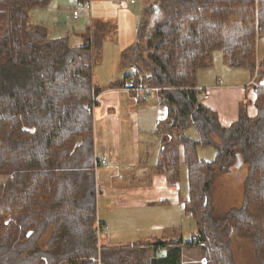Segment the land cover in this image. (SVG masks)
Instances as JSON below:
<instances>
[{"label": "trees", "instance_id": "obj_1", "mask_svg": "<svg viewBox=\"0 0 264 264\" xmlns=\"http://www.w3.org/2000/svg\"><path fill=\"white\" fill-rule=\"evenodd\" d=\"M49 1L0 0V264H179L182 243L156 242L149 253L98 247L93 110L101 90L92 69L100 42L87 30L72 46L30 22L29 12ZM143 14L122 55L134 71L112 86L139 100L137 87L155 89L166 109L153 172L175 187L186 166L183 210L197 221L191 244L203 247L205 264H236L237 239L249 240L264 264V85L254 89L255 115L241 104L228 126L196 88L197 69L216 50L230 67L264 78V0H158ZM191 128L196 139L186 135ZM198 146L212 148L214 160H199ZM242 165L240 205L214 213L216 175ZM161 247L168 254L156 253Z\"/></svg>", "mask_w": 264, "mask_h": 264}, {"label": "rangeland", "instance_id": "obj_2", "mask_svg": "<svg viewBox=\"0 0 264 264\" xmlns=\"http://www.w3.org/2000/svg\"><path fill=\"white\" fill-rule=\"evenodd\" d=\"M157 1L122 0L116 3L114 0H89L91 18L88 17L89 11H82L80 17L84 18L78 23V19H73L67 12V8L74 5V0H50L46 7L31 10L29 18L30 22L46 24L48 18L56 16L61 24L57 29L72 46L83 44L82 35L87 34L85 30L90 20L105 22L104 25L96 22L97 27H93L88 35L93 45L97 39L100 42L99 49L94 51L92 69L93 82L102 92L100 102V93L96 97L98 103L93 110L94 153L95 159L99 158V153L107 157V164L96 166L94 173L98 191L97 222L107 227L106 234L98 239V247H146L149 253V245L156 241L176 242V245L182 243L179 264H205L203 247L191 244L195 237H199L197 221L183 210L182 202L188 195L186 166L181 165L176 190H173L176 206L146 203L141 197L142 186H148L154 178L165 179L154 174L153 169L161 141L158 125L166 120V109L159 105V99L152 91H136L140 95L139 100L128 89L112 86L123 76L133 73V68L123 66L122 55L136 42V27L144 17V10ZM263 57L264 44L258 43V58L261 60ZM196 83L199 98L206 103L203 93L207 95V91L203 90L210 86L220 84L224 88L245 91L246 96L252 94L253 97L255 87L264 85V78L251 76L244 68L230 67L222 52L216 50L208 65L197 69ZM246 100L239 107L248 105ZM248 110L252 116L255 115L254 109ZM106 114L108 117L104 119ZM186 135L197 138L194 128L189 129ZM214 156L212 148L197 147L199 160L211 162ZM246 174L247 166L242 165L233 167L226 174L216 175L212 188L214 213L226 212L240 205ZM4 179L0 176V182ZM120 192H125L130 198L124 201L118 194ZM231 246L236 264H257L249 240L237 239ZM163 252L168 254V248ZM152 255H147L149 263L154 259Z\"/></svg>", "mask_w": 264, "mask_h": 264}, {"label": "crops", "instance_id": "obj_3", "mask_svg": "<svg viewBox=\"0 0 264 264\" xmlns=\"http://www.w3.org/2000/svg\"><path fill=\"white\" fill-rule=\"evenodd\" d=\"M70 9H71V7L67 8L68 13H69ZM88 17H89V19L91 18L90 11L88 12ZM83 18H84V16H81L78 19V23H81ZM30 21H31V19H30ZM44 21L47 22V20H44ZM96 22H101L102 25L105 24V22H103V21H92V20H90V22H88V26H86L85 31L88 30L91 33V29L93 27L94 28L97 27ZM32 23H36V22H32ZM36 24H40V23H36ZM41 25L47 26L50 38L57 39V38L66 37V36H63L64 34L60 33V29H57V28H61V24H60V22L56 16H54L50 19L48 18V22L46 24H41ZM83 36H84V33L82 35V39H83ZM96 37H97V35H96ZM94 85H95V83H94ZM196 88L198 90L197 83H196ZM203 91H207V95H206V92L203 93V95L206 96V97H203V100L207 101L206 103H203V104L218 113L220 121H221L223 126H228L231 123H233V121L236 119V117L238 115L239 104L244 99H247L246 100L248 103L247 109H251V108L254 109L253 101H254L255 95H253V97H252V94H250V95L248 94L246 96L245 91L240 92L238 90L224 88L220 84H216L215 86H210V87H208V89L203 90ZM101 93L99 95L98 102H100ZM248 114L250 116H252L249 113V110H248ZM107 117H108V115L106 114L104 116V119H107ZM159 149H160V145H159ZM98 156L100 158V157L106 156V155L103 153L102 154L99 153ZM106 169H109V168H106ZM96 170H97V168H96ZM96 170H95V172H96ZM100 181L103 182L102 178ZM153 182H150V184L148 186L146 184V185L141 187L140 191L143 193V194L141 193V197L143 198V201L145 200L144 202H146V203H156V202H158L159 204L162 203L163 207H164V205L169 207L171 204H174L173 206H176V202H175L176 197L173 193V190H176L175 189L176 186L175 187L168 186L165 179L163 181H161L158 178H154ZM156 182H157V184H156ZM98 186H99V183H98ZM118 194L122 196L124 201L127 200L128 198H130V196H128V194H126L125 192H120ZM116 197H117V195H116ZM98 223L101 224L100 221H98ZM158 242H162V243L167 244V242L163 241V240H159ZM172 246H173L172 243L168 244V248L172 247ZM163 249L164 248H162V247L158 248L156 253H158L159 251H161V252H159L160 254L164 253Z\"/></svg>", "mask_w": 264, "mask_h": 264}, {"label": "built area", "instance_id": "obj_4", "mask_svg": "<svg viewBox=\"0 0 264 264\" xmlns=\"http://www.w3.org/2000/svg\"><path fill=\"white\" fill-rule=\"evenodd\" d=\"M122 0H114V2L116 3H120ZM127 1V0H125ZM82 11H90V2L88 0H84V1H75L74 5L71 7L69 13L72 16L73 19H79L81 12ZM254 81L251 82V84H253ZM258 87V86H257ZM137 91H141V92H145L148 93L150 91L152 92H156V90H152V89H144L142 87H137L136 88ZM159 105H161V101H158ZM107 164V157L106 156H102L98 159H96V166H105ZM106 226H99L96 229V235L97 238L99 239L101 236L105 235L106 232Z\"/></svg>", "mask_w": 264, "mask_h": 264}]
</instances>
